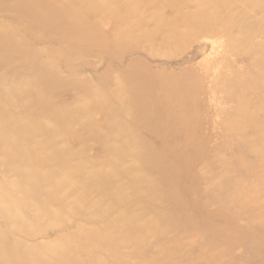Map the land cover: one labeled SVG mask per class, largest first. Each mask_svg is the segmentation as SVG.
Instances as JSON below:
<instances>
[{"label":"rangeland","instance_id":"1","mask_svg":"<svg viewBox=\"0 0 264 264\" xmlns=\"http://www.w3.org/2000/svg\"><path fill=\"white\" fill-rule=\"evenodd\" d=\"M0 264H264V0H0Z\"/></svg>","mask_w":264,"mask_h":264},{"label":"bare ground","instance_id":"2","mask_svg":"<svg viewBox=\"0 0 264 264\" xmlns=\"http://www.w3.org/2000/svg\"><path fill=\"white\" fill-rule=\"evenodd\" d=\"M39 79H41L40 77H39ZM104 103V102H103Z\"/></svg>","mask_w":264,"mask_h":264}]
</instances>
